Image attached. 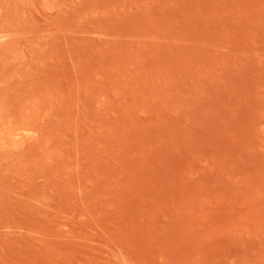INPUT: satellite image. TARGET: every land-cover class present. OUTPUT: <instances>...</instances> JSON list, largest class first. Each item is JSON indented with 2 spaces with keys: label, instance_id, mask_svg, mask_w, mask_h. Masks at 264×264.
<instances>
[{
  "label": "rangeland",
  "instance_id": "rangeland-1",
  "mask_svg": "<svg viewBox=\"0 0 264 264\" xmlns=\"http://www.w3.org/2000/svg\"><path fill=\"white\" fill-rule=\"evenodd\" d=\"M0 264H264V0H0Z\"/></svg>",
  "mask_w": 264,
  "mask_h": 264
}]
</instances>
